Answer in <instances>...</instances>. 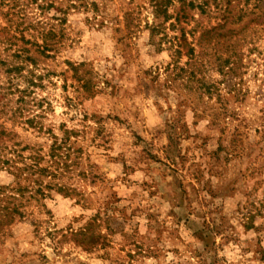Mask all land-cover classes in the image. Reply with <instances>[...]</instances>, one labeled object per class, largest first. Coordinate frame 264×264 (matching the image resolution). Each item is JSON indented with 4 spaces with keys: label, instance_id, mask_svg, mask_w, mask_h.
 Masks as SVG:
<instances>
[{
    "label": "rangeland",
    "instance_id": "374dc122",
    "mask_svg": "<svg viewBox=\"0 0 264 264\" xmlns=\"http://www.w3.org/2000/svg\"><path fill=\"white\" fill-rule=\"evenodd\" d=\"M0 264H264V0H0Z\"/></svg>",
    "mask_w": 264,
    "mask_h": 264
}]
</instances>
